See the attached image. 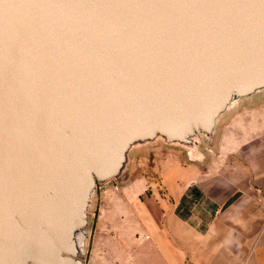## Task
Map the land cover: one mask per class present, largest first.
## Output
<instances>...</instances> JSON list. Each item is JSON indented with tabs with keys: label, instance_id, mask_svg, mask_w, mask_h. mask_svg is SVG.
Returning <instances> with one entry per match:
<instances>
[{
	"label": "water",
	"instance_id": "1",
	"mask_svg": "<svg viewBox=\"0 0 264 264\" xmlns=\"http://www.w3.org/2000/svg\"><path fill=\"white\" fill-rule=\"evenodd\" d=\"M261 91L264 0H0V264H83L136 145L210 139Z\"/></svg>",
	"mask_w": 264,
	"mask_h": 264
},
{
	"label": "crops",
	"instance_id": "2",
	"mask_svg": "<svg viewBox=\"0 0 264 264\" xmlns=\"http://www.w3.org/2000/svg\"><path fill=\"white\" fill-rule=\"evenodd\" d=\"M262 101L256 99L245 109L221 118L213 136L212 151L217 155L208 157L203 164L178 167L176 172L163 175L172 204L171 207L165 205V224L159 240L176 242L161 254L165 264L167 261L169 264H185V261L190 264H264ZM189 190L195 194L192 204L202 207L198 216L192 214V219L178 212L180 206L184 207ZM141 193L137 194L138 205L145 210L146 221L150 219L149 200L144 198L141 202ZM105 205L106 217L117 214H111ZM128 219L133 222L134 214ZM133 231L135 236L137 231L148 232L144 224Z\"/></svg>",
	"mask_w": 264,
	"mask_h": 264
},
{
	"label": "rangeland",
	"instance_id": "3",
	"mask_svg": "<svg viewBox=\"0 0 264 264\" xmlns=\"http://www.w3.org/2000/svg\"><path fill=\"white\" fill-rule=\"evenodd\" d=\"M256 99H263L260 102L263 103L264 91L240 100L227 114L245 109ZM214 146L213 137L197 138L193 145L187 146L169 144L162 138L136 145L130 152L123 173L97 188L89 209V230L81 254L83 264H165L161 254L167 251L170 244L175 246L176 242L159 240L160 230L164 229L166 206L171 207L172 204L162 181L163 175L176 172L178 167L203 164L208 157L217 155L212 151ZM202 167L207 168L205 165ZM139 191L142 192L141 202L144 198L149 200L150 219L146 221L143 218L145 210L138 205ZM133 195L135 199L131 197ZM188 196L178 212L182 217L192 219V214L198 216L202 207L192 204L191 198L195 196L192 190H189ZM105 204L111 214H117L106 217ZM131 214L135 217L133 222L128 219ZM143 224L148 232L137 231L135 236L133 229L143 227ZM185 264L190 263L185 261Z\"/></svg>",
	"mask_w": 264,
	"mask_h": 264
},
{
	"label": "built area",
	"instance_id": "4",
	"mask_svg": "<svg viewBox=\"0 0 264 264\" xmlns=\"http://www.w3.org/2000/svg\"><path fill=\"white\" fill-rule=\"evenodd\" d=\"M85 243V242H84ZM82 250H83V248H82Z\"/></svg>",
	"mask_w": 264,
	"mask_h": 264
}]
</instances>
